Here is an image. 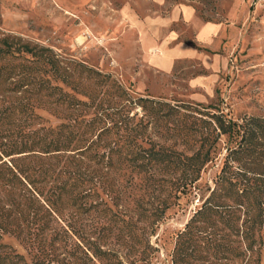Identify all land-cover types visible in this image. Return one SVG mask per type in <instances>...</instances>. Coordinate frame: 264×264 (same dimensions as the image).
I'll use <instances>...</instances> for the list:
<instances>
[{
	"label": "trees",
	"instance_id": "16d2710c",
	"mask_svg": "<svg viewBox=\"0 0 264 264\" xmlns=\"http://www.w3.org/2000/svg\"><path fill=\"white\" fill-rule=\"evenodd\" d=\"M193 196L168 264H264V117L136 94L0 30V264H151Z\"/></svg>",
	"mask_w": 264,
	"mask_h": 264
},
{
	"label": "rangeland",
	"instance_id": "374dc122",
	"mask_svg": "<svg viewBox=\"0 0 264 264\" xmlns=\"http://www.w3.org/2000/svg\"><path fill=\"white\" fill-rule=\"evenodd\" d=\"M183 5L192 7L200 22L171 21L164 28L179 33V39L199 53L221 57L224 66L209 79L200 58L176 61L169 74L142 58L136 28H154L159 21L147 17H169L173 8ZM204 26L219 28L214 51L194 42L191 28ZM0 30L110 73L136 94L214 104L234 119L264 117V0H164L161 5L153 0H0ZM199 76L203 83L190 85ZM219 164L217 160L205 169L201 190L212 186ZM198 199L191 197L159 224L152 238L159 250L151 264H168L174 235Z\"/></svg>",
	"mask_w": 264,
	"mask_h": 264
},
{
	"label": "crops",
	"instance_id": "0c3cea01",
	"mask_svg": "<svg viewBox=\"0 0 264 264\" xmlns=\"http://www.w3.org/2000/svg\"><path fill=\"white\" fill-rule=\"evenodd\" d=\"M161 5L164 0H153ZM147 17L151 22L159 21L155 27L136 28L139 32V43L142 51V58L153 68L163 72L171 73L176 61L193 60L200 58L208 74L209 79L215 72L224 66L221 57L209 53H199L192 44L181 41L180 34L167 27L171 21H185L187 23L200 22L194 9L188 5L175 7L171 10L169 17ZM146 20V19H145ZM142 22L139 24L141 26ZM146 26V25H145ZM194 30V42L197 46L206 47L209 50H215V37L219 28H191ZM200 76L193 78L189 83L192 86L202 84ZM209 81V80H207ZM207 82H205L206 84ZM206 86V85H205ZM196 87V86H195Z\"/></svg>",
	"mask_w": 264,
	"mask_h": 264
}]
</instances>
